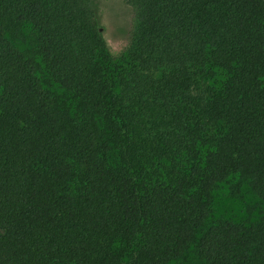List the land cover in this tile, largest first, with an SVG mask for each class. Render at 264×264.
<instances>
[{"label": "trees", "instance_id": "1", "mask_svg": "<svg viewBox=\"0 0 264 264\" xmlns=\"http://www.w3.org/2000/svg\"><path fill=\"white\" fill-rule=\"evenodd\" d=\"M126 1L115 59L91 0H0V264H264V209L206 225L230 176L264 202V0Z\"/></svg>", "mask_w": 264, "mask_h": 264}, {"label": "rangeland", "instance_id": "2", "mask_svg": "<svg viewBox=\"0 0 264 264\" xmlns=\"http://www.w3.org/2000/svg\"><path fill=\"white\" fill-rule=\"evenodd\" d=\"M99 15L108 47L115 59L125 54L136 30L137 19L132 6L126 0H91ZM7 37L19 50L37 57V36L29 24H23L7 32ZM39 57L36 58V60ZM224 81L223 71L217 70L204 81V89H218ZM207 83V84H206ZM208 85V86H207ZM264 202L251 190L247 181L238 176L229 177L213 191L212 211L206 225L220 219L254 222L262 214ZM194 248L183 258L170 264H196Z\"/></svg>", "mask_w": 264, "mask_h": 264}]
</instances>
